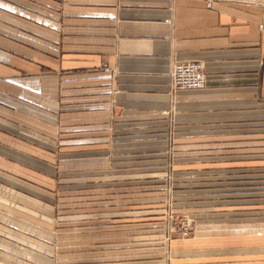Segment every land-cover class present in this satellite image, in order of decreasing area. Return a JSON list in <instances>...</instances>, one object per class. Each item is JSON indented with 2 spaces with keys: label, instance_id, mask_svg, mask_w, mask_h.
Returning <instances> with one entry per match:
<instances>
[{
  "label": "crops",
  "instance_id": "1",
  "mask_svg": "<svg viewBox=\"0 0 264 264\" xmlns=\"http://www.w3.org/2000/svg\"><path fill=\"white\" fill-rule=\"evenodd\" d=\"M188 61L202 63L204 87L171 95L168 72ZM170 105L189 159L184 208L196 221L183 264H264V8L0 0V146L31 140L41 134L33 120L42 129L65 111L139 120L146 108L162 119Z\"/></svg>",
  "mask_w": 264,
  "mask_h": 264
},
{
  "label": "rangeland",
  "instance_id": "2",
  "mask_svg": "<svg viewBox=\"0 0 264 264\" xmlns=\"http://www.w3.org/2000/svg\"><path fill=\"white\" fill-rule=\"evenodd\" d=\"M144 110L139 120L65 111L0 146V264H183L196 227L184 136L171 105L162 119Z\"/></svg>",
  "mask_w": 264,
  "mask_h": 264
},
{
  "label": "built area",
  "instance_id": "3",
  "mask_svg": "<svg viewBox=\"0 0 264 264\" xmlns=\"http://www.w3.org/2000/svg\"><path fill=\"white\" fill-rule=\"evenodd\" d=\"M244 3L258 5L264 8V0H240ZM170 91L197 90L204 87L205 73L199 61L177 62L168 72Z\"/></svg>",
  "mask_w": 264,
  "mask_h": 264
}]
</instances>
